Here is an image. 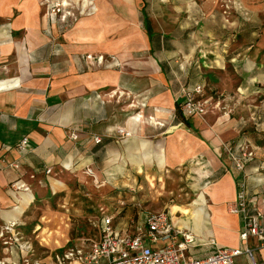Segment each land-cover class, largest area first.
<instances>
[{
  "label": "crops",
  "instance_id": "0c3cea01",
  "mask_svg": "<svg viewBox=\"0 0 264 264\" xmlns=\"http://www.w3.org/2000/svg\"><path fill=\"white\" fill-rule=\"evenodd\" d=\"M229 1L97 0V12L81 7L83 17L77 19L72 11V23L67 24V17L57 25L45 15L41 0H0V232L17 221L15 231L34 248L28 254L31 264H59L55 256L67 250L65 241H44L56 238L58 231L46 223L54 220L52 214L37 217L33 212L35 197L56 192L53 186L58 190L74 181L85 183L87 168L99 181H115L116 165L123 168L118 157H127L124 164L140 165L142 171L144 164H156L153 155L161 151V168L196 160L200 165L196 186L202 193L186 207L205 208L204 222L196 223L177 205L174 215L172 206L167 210L174 222L203 242L187 255L213 252L212 240L222 246L247 245L239 237L240 217L229 210L236 200L238 174L223 149L224 140L237 133L228 127L238 120L219 117L212 128L204 120L208 111L190 117L188 127L176 114L183 80L184 86L207 83L206 73L214 88L234 92L236 86L228 80L218 83L212 73L218 71L224 79L232 66L249 89L255 84L254 72L264 61V0ZM149 15L148 31L143 21ZM86 54L104 55L106 65L91 66ZM110 55L119 67L110 64ZM194 65L199 74L191 72ZM116 90L134 100L112 95ZM137 113L146 119L133 116ZM242 120L240 124L246 122ZM70 128L79 129L78 141L69 139ZM120 128L131 135L120 134ZM92 134L101 135L103 142L96 144ZM24 137L33 147L27 154L18 150ZM257 166L263 171L257 172ZM246 171L251 196L264 211V162L257 158ZM13 182L25 183L31 193L13 189ZM185 220L189 222L182 225ZM130 221L128 216L116 219L124 229ZM10 236H0V261L25 264L16 245L4 243ZM35 236L40 240L34 245ZM248 245L255 249L254 262L242 255L236 264H264V248L254 240Z\"/></svg>",
  "mask_w": 264,
  "mask_h": 264
},
{
  "label": "rangeland",
  "instance_id": "374dc122",
  "mask_svg": "<svg viewBox=\"0 0 264 264\" xmlns=\"http://www.w3.org/2000/svg\"><path fill=\"white\" fill-rule=\"evenodd\" d=\"M90 1L97 2V0ZM61 2L62 0H41V4L45 9V15L49 17L51 23H57L58 25L60 20H67L68 17L67 24H70L72 22L69 16L73 12H76L77 19L79 17L78 15H82V6H79L77 4L78 2L75 3L70 0V5L66 7L61 6ZM141 20H143L142 17ZM143 22L148 31L152 29L151 15L145 17V21ZM46 31L52 32V29L50 28ZM109 58L110 64L119 67L120 63L115 60L114 56L110 55ZM95 64L97 63L94 62L91 66ZM198 64L204 65V63L200 62ZM102 65H106V57ZM197 65L193 66L194 69L191 72L195 71L196 74L200 73L198 71L199 68H196ZM203 70L200 71L203 72ZM227 70L228 77L224 79L218 71L212 73L214 74L213 79L218 83L228 80V84L230 82L231 85L236 86L235 91L230 93L225 92L222 86L214 88L209 78H205L208 74L205 73V75H202L207 82L205 97L208 98V102L211 104L209 106V114L204 116V120L212 128H216V120L219 117L231 118L233 121L237 119V125L235 122V124L228 127V129L234 130V132L237 130V133L229 140H224V142L247 139L258 147L257 158L259 162H264V61L258 62L257 69L254 72L255 84L252 89H249L247 83L242 78L238 79L235 77L237 73L232 66H227ZM183 82L184 80L182 81L184 85ZM116 92L118 98L128 97L127 99L134 100V97L129 94H123L117 90ZM137 115L146 119L140 113L134 114L133 116ZM147 116L150 117V115ZM242 119L246 122L240 124L239 121ZM165 136L162 135L160 138ZM156 144L157 142L154 141V148ZM161 150L164 149L153 151L158 153ZM164 152L161 151L160 156L153 155L152 161L157 165L144 164L142 171H140V165L124 164L123 161L127 157L124 159L118 157L123 168L120 169L116 165L118 175L115 181L101 179L100 185H97L88 176V180L85 183L81 184L80 182L74 181L70 188L64 186L58 190L57 186H53L56 192L50 189L46 190L41 196L35 197V201L31 206L33 212L37 217L52 214L54 220H48L49 222L46 223L51 224V228H55L58 231L56 232V238L51 235L50 239L48 238L44 241L50 244L55 243L56 245H61L65 241V248L69 249L76 245H81L85 241L89 243L91 240H97L99 238V232L96 225L101 214L106 211L107 213L118 214L119 218L128 216L137 223L142 221L144 214L149 211L168 210L171 206H188L191 204L202 193H199L196 186V183H199L196 172L200 169V165H198L196 160L190 161L191 164L187 163L184 167L161 168L159 166H162L163 159L165 158ZM124 169L126 174L123 173ZM41 221H45V218H42ZM55 229H53L54 232ZM32 240L35 245L39 243L40 238L35 236Z\"/></svg>",
  "mask_w": 264,
  "mask_h": 264
},
{
  "label": "built area",
  "instance_id": "2783aa9c",
  "mask_svg": "<svg viewBox=\"0 0 264 264\" xmlns=\"http://www.w3.org/2000/svg\"><path fill=\"white\" fill-rule=\"evenodd\" d=\"M228 7V6H227ZM99 55V54H98ZM101 58H104L101 60ZM84 59L91 64H103L104 55L90 57L86 54ZM206 83L181 86V111L185 117L204 116L209 111ZM115 96L116 93H111ZM118 132L125 137L130 136L125 128ZM69 139L79 140V129L70 128ZM96 144L103 142L101 135L92 134ZM224 152L230 159L237 177L236 200L229 204L231 213L240 217L239 237L246 246L230 247L222 246L212 240L214 251L203 257H192L187 255L190 247L203 243L197 240L195 235L185 230L182 226L173 221L167 210L149 211L144 219L135 222L131 219L128 229L122 228L121 222H116L118 214L103 212L98 224L99 238L86 241L67 249L64 253L55 256L59 264H236L238 257L246 255L253 262L255 260V249L248 245L252 240L256 241L260 248H264V211L259 208L258 202L251 196L249 179L246 167L249 163L257 160L258 147L249 140L227 141L223 143ZM21 154H27L33 147L27 137H24L18 146ZM19 167L17 163L13 164ZM257 172L263 168L257 166ZM48 168L46 173H50ZM86 174L93 178L95 184L100 181L92 169L87 168ZM100 185V184H99ZM11 187L16 190L23 189L25 192L30 187L25 183L13 182ZM31 191V190H30ZM17 221L6 224L0 232L3 238L10 234V238L4 241L5 244L15 246L21 252L25 264H31L28 254L33 252V245L24 241L20 232L15 231ZM0 264H7L0 261ZM35 264H41L35 262Z\"/></svg>",
  "mask_w": 264,
  "mask_h": 264
},
{
  "label": "bare ground",
  "instance_id": "6f19581e",
  "mask_svg": "<svg viewBox=\"0 0 264 264\" xmlns=\"http://www.w3.org/2000/svg\"><path fill=\"white\" fill-rule=\"evenodd\" d=\"M69 1L70 0H62L61 6L66 7V6L70 5V2ZM75 1L78 2V3H81L83 10H86V8H88V7H92V9L94 10V12H97L98 11L97 5L93 1H90V0H75ZM93 3H94V6H93ZM101 60H103V58ZM86 179L88 180V177ZM91 179L93 181V178L92 177H91ZM28 192L31 193L30 190ZM176 207H177V209L179 211H182L184 213V215H191V217L195 220V222L196 223H199V224L203 223L204 220H205V217H207L206 209L203 208V207H199L197 209H194V211L189 210L188 207H186V206H179V205H177ZM176 207L173 206L171 208L173 215H174V212L178 211L176 209ZM188 222L189 221L185 220V221H183V224L182 225H186ZM197 226H199V225H197Z\"/></svg>",
  "mask_w": 264,
  "mask_h": 264
},
{
  "label": "trees",
  "instance_id": "16d2710c",
  "mask_svg": "<svg viewBox=\"0 0 264 264\" xmlns=\"http://www.w3.org/2000/svg\"><path fill=\"white\" fill-rule=\"evenodd\" d=\"M176 114H177L178 119L181 122L185 123L188 127L192 126L190 118L185 117L184 114L181 111V103L179 105L177 104Z\"/></svg>",
  "mask_w": 264,
  "mask_h": 264
}]
</instances>
